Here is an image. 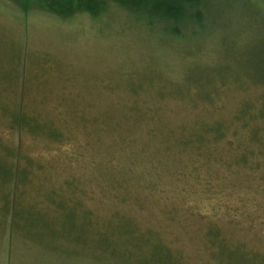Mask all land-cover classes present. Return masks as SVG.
Wrapping results in <instances>:
<instances>
[{
  "label": "rangeland",
  "instance_id": "rangeland-1",
  "mask_svg": "<svg viewBox=\"0 0 264 264\" xmlns=\"http://www.w3.org/2000/svg\"><path fill=\"white\" fill-rule=\"evenodd\" d=\"M55 5L0 0V264H264V0Z\"/></svg>",
  "mask_w": 264,
  "mask_h": 264
},
{
  "label": "trees",
  "instance_id": "trees-1",
  "mask_svg": "<svg viewBox=\"0 0 264 264\" xmlns=\"http://www.w3.org/2000/svg\"><path fill=\"white\" fill-rule=\"evenodd\" d=\"M44 1L46 3L51 1L52 3L56 4L55 6H49V8H48L49 10H51L53 12L57 11L59 9V7H60L58 5H59V1H61V0H44ZM138 1H139L140 5H143L142 6L143 9H145V11H147L146 12L147 15H156V16L162 18L163 20H166V19L170 20V22L175 21V19H178V18L181 19L182 18V15H180V17L178 16L181 13L180 9L173 8L172 5L176 6L177 4L181 3V4L187 5V7L190 8L193 5V3H194V0H167L168 4H170V6H171L170 7V6L165 5L166 2L164 0V4H161V3H159V4L157 3L156 5L153 4L147 9L144 6V5H146L145 3H146L147 0H138ZM158 2H159V0H158ZM46 7H48V6H46ZM93 8H94V6L92 4L91 5L90 4H85L83 6L81 4H79V6H78V9H81V10L92 11ZM68 9L71 11V9H73V8L70 7ZM60 12H62V10L58 11V13H60ZM22 123L24 124V120L21 119V125H22ZM25 123H28V121L27 122L25 121ZM29 124H30V120H29ZM30 127H31L30 129H32L34 131L39 129V127L36 126V125H31ZM52 135H53L54 138H60L61 137V133L60 132H56V131ZM10 170L11 169L6 168L0 162V173H1V177L2 178H7L8 179V177H9L8 172H10ZM20 173H21L22 177H24V173H25L24 170L22 172H16L15 173L16 181H17V178H19V174ZM11 175L12 174L10 172V176ZM221 250H223V249H221Z\"/></svg>",
  "mask_w": 264,
  "mask_h": 264
},
{
  "label": "crops",
  "instance_id": "crops-1",
  "mask_svg": "<svg viewBox=\"0 0 264 264\" xmlns=\"http://www.w3.org/2000/svg\"><path fill=\"white\" fill-rule=\"evenodd\" d=\"M225 252H233V251H225ZM240 253H247V251H244V252H242V251H239ZM241 256H248V255H245V254H243V255H241ZM246 260V259H245ZM253 263H256V262H254L253 260H252V263L251 264H253Z\"/></svg>",
  "mask_w": 264,
  "mask_h": 264
}]
</instances>
